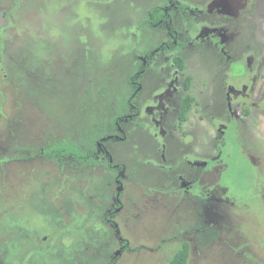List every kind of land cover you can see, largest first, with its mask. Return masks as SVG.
Masks as SVG:
<instances>
[{
    "label": "rangeland",
    "instance_id": "1",
    "mask_svg": "<svg viewBox=\"0 0 264 264\" xmlns=\"http://www.w3.org/2000/svg\"><path fill=\"white\" fill-rule=\"evenodd\" d=\"M65 140L95 164L47 155ZM185 245L188 264H264V0H0V264Z\"/></svg>",
    "mask_w": 264,
    "mask_h": 264
},
{
    "label": "trees",
    "instance_id": "2",
    "mask_svg": "<svg viewBox=\"0 0 264 264\" xmlns=\"http://www.w3.org/2000/svg\"><path fill=\"white\" fill-rule=\"evenodd\" d=\"M172 1L173 3L178 2V0H172ZM169 15L170 14L168 7L166 6L154 7L153 9L149 10L146 23L154 27L160 26L163 23L165 24L170 21ZM184 46L185 45L183 44L177 43L174 44L169 50L167 49L165 51L166 52L170 51L172 53L174 52L179 53L183 50ZM173 60L176 67L180 71H184L186 69L185 61L179 54H176L173 57ZM144 71H145V67L142 66L137 73L131 76L130 83L134 88L137 89V87L139 86V79ZM184 89L186 91V95L183 99L179 112V118H178L180 125L187 122L191 112L197 105V101L195 97L192 95V77L186 76L184 80ZM135 102H136V97H133L131 103H135ZM47 155L51 158H56V156L72 158L74 161L83 163L85 165L95 164V160L93 159L92 153L85 151L81 146H79L78 144L74 143L71 140H65L59 143L52 144V146L49 148L47 152ZM112 167L114 168V166ZM189 259H190V249L185 245L182 247L181 250H179L178 253H176L173 256V258L170 261V264H188ZM114 263L115 260L111 262V264Z\"/></svg>",
    "mask_w": 264,
    "mask_h": 264
},
{
    "label": "flooded vegetation",
    "instance_id": "3",
    "mask_svg": "<svg viewBox=\"0 0 264 264\" xmlns=\"http://www.w3.org/2000/svg\"><path fill=\"white\" fill-rule=\"evenodd\" d=\"M169 16H170V15H169ZM163 24H164V23H163ZM165 24H166V23H165ZM177 43H180V42L176 41L175 44H177ZM180 44H181V43H180ZM166 48H167V47H166ZM170 48H171V47H168L167 49L169 50ZM168 53H172V52L169 51ZM147 58H149V56H148ZM147 58H146V59H147ZM142 66H144V67H145V70H146V65H145L144 63H142ZM144 72H145V71H144ZM144 72L141 74V77L144 75ZM141 77H140V78H141ZM135 89H136V88H135ZM136 90L139 91V86L137 87ZM184 90H185V89H184ZM185 95H186V91H185ZM137 96H138V92H136V93L134 94V97L137 98ZM184 97H185V96H184ZM135 103H136V102H135ZM135 103H131V102H130L131 106H133V107H136ZM134 109H135V111H134L135 113H134V114H135V115H138V113H139L140 110H139L137 107L134 108ZM139 114H140V113H139ZM110 264H111V263H110Z\"/></svg>",
    "mask_w": 264,
    "mask_h": 264
}]
</instances>
